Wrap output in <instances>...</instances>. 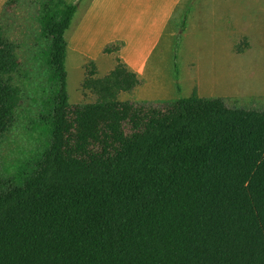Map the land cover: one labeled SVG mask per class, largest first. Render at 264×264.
Returning a JSON list of instances; mask_svg holds the SVG:
<instances>
[{"label": "trees", "instance_id": "obj_1", "mask_svg": "<svg viewBox=\"0 0 264 264\" xmlns=\"http://www.w3.org/2000/svg\"><path fill=\"white\" fill-rule=\"evenodd\" d=\"M79 6L39 7L46 83L25 128L31 148L11 164L1 152L27 74L0 29V264H264V111L196 89L171 103L120 101L140 80L118 56L103 77L85 65L81 89L95 100L70 103L66 33ZM187 25L188 13L176 53Z\"/></svg>", "mask_w": 264, "mask_h": 264}, {"label": "rangeland", "instance_id": "obj_2", "mask_svg": "<svg viewBox=\"0 0 264 264\" xmlns=\"http://www.w3.org/2000/svg\"><path fill=\"white\" fill-rule=\"evenodd\" d=\"M7 1L0 0V29L16 45L21 69L27 74L16 80L23 89L19 123L1 152L2 161L11 164L31 148L25 128L38 113L37 92L46 83V73L40 68L39 53L44 42L37 20L45 0H18L11 7H6ZM66 1L77 4L81 0ZM187 13V30L176 53V36L181 34ZM77 22L66 33L67 40H71ZM245 39L250 48L238 54L236 46ZM82 54L70 49L67 56V89L72 104L95 100L81 89L84 65L91 61L89 54ZM155 62L163 87L158 94L165 98L154 103L187 98L195 87L202 98L221 99L230 108L264 111V0H182L154 52L151 63ZM107 64H99L101 77L107 74ZM119 99L142 103L133 91L120 94Z\"/></svg>", "mask_w": 264, "mask_h": 264}, {"label": "crops", "instance_id": "obj_3", "mask_svg": "<svg viewBox=\"0 0 264 264\" xmlns=\"http://www.w3.org/2000/svg\"><path fill=\"white\" fill-rule=\"evenodd\" d=\"M181 2L182 0H81L73 20V24L78 21L76 29L71 40L66 39L68 52L71 49L81 55L89 54L91 61L87 64L95 62L98 70L100 63L108 61L107 74L114 68L115 57L118 56L130 71L138 75L140 85L133 90L137 100L161 104L154 103L165 97L158 94L159 91L163 92V87L160 88L157 63L154 65L151 59ZM116 42H124V48L116 56L104 55L103 50ZM194 90L195 87H192V93ZM198 93L200 96V92Z\"/></svg>", "mask_w": 264, "mask_h": 264}]
</instances>
